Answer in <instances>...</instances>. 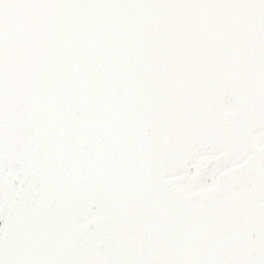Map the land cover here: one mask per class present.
Returning <instances> with one entry per match:
<instances>
[{
  "label": "snow or ice",
  "instance_id": "obj_1",
  "mask_svg": "<svg viewBox=\"0 0 264 264\" xmlns=\"http://www.w3.org/2000/svg\"><path fill=\"white\" fill-rule=\"evenodd\" d=\"M0 264H264V0H0Z\"/></svg>",
  "mask_w": 264,
  "mask_h": 264
}]
</instances>
